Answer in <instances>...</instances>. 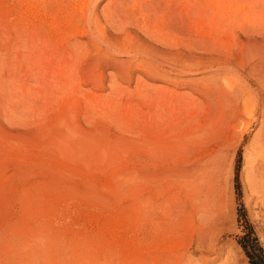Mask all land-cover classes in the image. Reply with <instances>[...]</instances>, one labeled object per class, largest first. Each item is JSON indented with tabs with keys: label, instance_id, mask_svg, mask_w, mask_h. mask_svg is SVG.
<instances>
[{
	"label": "rangeland",
	"instance_id": "obj_1",
	"mask_svg": "<svg viewBox=\"0 0 264 264\" xmlns=\"http://www.w3.org/2000/svg\"><path fill=\"white\" fill-rule=\"evenodd\" d=\"M88 7L160 63L103 57L85 32ZM263 46L264 0H0V264H264V147L247 90L260 89ZM174 77L218 79L250 100L208 106ZM194 100L190 124L222 159L221 218L205 248L195 225L167 217L165 161Z\"/></svg>",
	"mask_w": 264,
	"mask_h": 264
},
{
	"label": "bare ground",
	"instance_id": "obj_2",
	"mask_svg": "<svg viewBox=\"0 0 264 264\" xmlns=\"http://www.w3.org/2000/svg\"><path fill=\"white\" fill-rule=\"evenodd\" d=\"M126 3H125V5H127ZM118 7H119V5H118ZM88 8H87L86 13L84 12L86 14V16H85V21L83 23H84V26L87 27L85 32H86V35H87V38H88L90 45L93 48L96 47L95 49L97 52H99L102 49V54L104 55L103 57H109L110 58V57H113L115 54L123 53L124 51L129 50V51L134 53L133 58H135L136 61H139V63L141 64L140 66H145L148 68L149 65L153 64L150 67V68H153L154 64L158 65V63H160L158 61L153 60L156 58L155 56H158L159 54L158 55L156 54L154 56L155 58L152 59L151 58V55H153L152 52L150 53L148 51V48H147V46L144 45V43H141L140 41L137 40L136 37H133L134 35L132 36V35H129L126 33L123 38H118V36L109 35V33L106 31V29L101 26L102 24H99L97 17H96V14H95L94 7L89 8V9ZM91 23H92L94 29H92ZM89 24H90V26H89ZM263 48H264V46H263ZM162 57H161V59H162ZM163 58H165V57H163ZM157 59H158V57L156 58V60ZM173 59L175 60L176 58L173 57ZM112 61H114V60H112ZM118 62L120 65L124 64V62H120V61H118ZM90 63L92 64V61ZM114 63H112V64H114ZM175 63H176V61H175ZM104 64L107 66L106 63H104ZM182 64L184 65V63L182 62L179 66L181 67ZM164 65H167V64H164ZM109 66H113V65H109ZM114 68L117 70L116 72L119 74H122L123 72H125V71L121 70L120 66L116 65V66H114ZM172 68H174V66ZM183 68L184 67H181L182 70H183ZM103 69L104 68H102V70ZM181 69H179V70H181ZM152 72L154 73V71H152ZM221 72L223 73V71H221ZM253 72H255V71L253 70ZM219 73L217 75L215 74L216 75L215 77L219 76V78H221L220 75H222V74H219ZM246 74H248V72H246ZM183 75L181 77H183ZM226 75H227V73H226ZM257 75H259L258 76L259 78L256 79ZM257 75L254 78V79H256L254 81H255V83L257 82L256 84H257V86H259L260 89H256V90L254 89L253 90V87L250 84H247L250 88L247 90H248V93L250 94L249 97L251 98V96H252L254 99V96L256 95L255 98H257L258 99L257 102H259V104L258 103L254 104L255 106L252 108V114L254 115L255 112H256V114L260 113L259 117L261 120L260 121L261 125L259 126V131H258V136H259L258 142L260 143V145H262L264 147V73L262 72V75L261 74H257ZM163 76H164V74H163ZM241 78H242V76H241ZM157 79H159V78H157ZM223 79H226V77L222 78V80ZM163 80H164V78H163ZM165 80H164V83L167 81V83L168 82L170 84L172 83L175 87H182L183 89L187 88L192 93V94L190 93V95H196L195 97H197V98L199 97L200 99L202 98L203 101H205L208 106L210 104L211 105H215V104L217 105V104H219V102L223 103V101H224V102H228L226 104L229 105V103H231L235 107V105H236L235 103L238 102L242 98L244 99V101L250 100L249 97H246V95L244 96V94H242L243 92L241 93L240 89L237 88L238 86L234 87V89L232 88L229 90H225L224 88H222L218 84L220 82V80H218V79H217V81H219L218 83H217V81H216V83H213L214 81H211L209 79L210 80L209 83H206L203 80L204 82H201L199 84H195L196 81H194V80H188V79H184V78L183 79H177L176 77H174V79L168 78L166 81ZM255 83H254V85H255ZM241 84H242V82L239 83L238 85H240V87H241ZM252 84H253V82H252ZM242 85H244V83ZM189 99H191V98H189ZM192 100H193V98H192ZM196 103H198V100L190 101L189 104L187 102L188 105L187 104L186 105H187L188 110L187 109L186 110L188 112L187 115H190V117L187 116L185 118L184 123L186 122L188 124V126L186 127L188 131L183 133L182 128L179 127V125L183 126L182 123H179L175 127L174 132L179 131V136L176 137V139H175L177 142L174 145H176V146L173 147V149L171 150L172 152H169L170 155H169L168 159L166 158L167 160L165 161V163H167L169 165V173H168L169 175L167 174L169 177V180H168L169 185L168 186H169L170 191H172L171 200H173V207H174L173 211L171 212L172 214L170 212H168V213H170V215L168 214L167 217L172 215L170 217V219H171V221L173 219V222H175V223L179 222V221L181 222V220H184V221H188V223H190L192 225H195L196 233L198 235V237H197L198 239H197L195 244L199 248L200 247L205 248L206 242L208 240H210L209 236L212 235L211 233L213 232L214 228L216 227V224H218V222L220 221V218H221L220 215L222 212V199H220L219 187H218V184L216 182V179H217V173L220 170L221 165H222L221 164L222 159H221L220 151L218 149H206L207 148L206 146H205L206 148L203 147L204 145L202 146V143H203L202 138H203V136H205V138L207 137L205 135V133H206V130H208V129H205L203 124L201 125V123L197 124L198 120L196 121L195 125H193V126L191 125L197 119V118H194L193 116H191L195 113V111L199 110V108L196 106ZM238 106H240V105H238ZM259 106H260V108H259ZM234 107H232V109L230 108V110H236V111L239 110V112H240L239 107L238 108H234ZM228 108H229V106H228ZM244 108H245L244 110L247 109L246 106ZM231 113L232 112L230 111V114ZM240 113H244V112L242 111ZM195 114H197V113H195ZM242 121H244V120L241 117L238 116L236 118V123L237 122L240 123ZM184 128H185V125H184ZM172 133H173V131H172ZM171 135H173V134H171ZM263 158H264V153H263ZM143 204H145V203H143ZM171 207H172V205H170V207H168V208L170 209ZM171 210H169V211H171ZM194 230H195V228H194ZM205 260H206V256H203L202 261H205Z\"/></svg>",
	"mask_w": 264,
	"mask_h": 264
},
{
	"label": "built area",
	"instance_id": "obj_3",
	"mask_svg": "<svg viewBox=\"0 0 264 264\" xmlns=\"http://www.w3.org/2000/svg\"><path fill=\"white\" fill-rule=\"evenodd\" d=\"M260 241H261V251L264 256V240H260Z\"/></svg>",
	"mask_w": 264,
	"mask_h": 264
}]
</instances>
